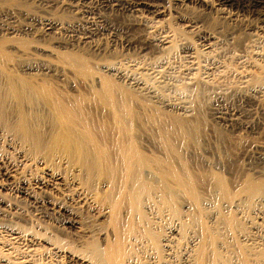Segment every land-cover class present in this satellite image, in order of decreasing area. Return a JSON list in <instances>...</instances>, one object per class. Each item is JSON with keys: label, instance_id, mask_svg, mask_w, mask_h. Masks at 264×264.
<instances>
[{"label": "bare ground", "instance_id": "6f19581e", "mask_svg": "<svg viewBox=\"0 0 264 264\" xmlns=\"http://www.w3.org/2000/svg\"><path fill=\"white\" fill-rule=\"evenodd\" d=\"M164 1L134 0L130 9L157 15ZM172 1L213 5V0ZM214 1L256 14L264 27V0ZM36 23L33 29L0 27V192L57 215L64 231L94 230L97 238L78 251L45 232L0 226V264H264V143L202 136L206 113L200 93L208 80L190 75L202 53L180 49L191 67L181 73L192 90L191 105L185 106L157 93L171 79L167 59L155 66L136 61L144 79L141 72L140 77L112 65L100 69L78 52L40 45L57 24ZM262 32L243 45L249 61L240 73L247 84L264 79ZM21 34L32 38H18ZM225 70L216 72L218 78ZM67 73L74 75L73 84L79 77L85 87H67L70 78H64L67 83L59 78ZM249 155L258 167L239 164ZM34 188L45 196L35 197ZM1 197L2 211L8 206Z\"/></svg>", "mask_w": 264, "mask_h": 264}, {"label": "rangeland", "instance_id": "374dc122", "mask_svg": "<svg viewBox=\"0 0 264 264\" xmlns=\"http://www.w3.org/2000/svg\"><path fill=\"white\" fill-rule=\"evenodd\" d=\"M104 1H106V5L101 2L99 5L98 2L95 3L90 0H87L86 3L78 0H22V3L16 7L14 5L3 4L0 5V27H3L6 22L4 27L8 24L14 28L18 26L16 29H23L22 25L25 24L26 27L27 25L30 27L34 22H37L36 24L39 27L41 22L51 20L54 24L58 25H56L57 29L50 32L49 36L45 37L46 39H39L40 45L42 43L48 45L46 46L48 50H52L55 47V52L63 51L64 53L65 50L69 53L78 52L76 54L85 55L90 63L92 62V64L97 66V68L100 67V69H102V66L112 65V67L130 73L134 71L136 74L139 73L135 74L136 76H140L141 72L142 77H140L143 79L147 78V76L145 77L142 74L145 72L144 70H138L137 64L140 65L144 61L147 65L144 63L143 65L155 66L160 59H167L172 71L171 79L165 80L167 87L162 83L161 87L158 88L159 90L157 89V93L159 92L158 94L162 95V97L176 100L180 104H186L185 106L191 105L192 90L189 85L184 83L181 73L184 70H189L191 67L189 65L190 58L185 57V54L181 53L180 49L183 46L194 47L197 53L200 52L199 55L202 53V56L199 58L201 59L199 62L200 66L198 68H191V71L189 70L191 72L190 75L196 73V75L208 80L207 85L200 93V97L203 98H200L201 102L204 103V114L206 113V122L203 128L205 135L203 134L202 136H211V138H223V136L228 138L232 136L240 137L247 142L264 143V79H254L255 81L252 80V82L250 81L251 83L247 84L243 81H246L248 78L242 77L244 76V72L240 73L243 68L246 69L249 61H247L249 59L246 54L247 52L243 51L245 39L248 42L249 39L257 35H263L262 29L264 27H262L256 14L242 11L234 12L215 3L214 0L212 7L190 3L177 4L172 0L164 1L165 8L163 12L157 15L151 14L149 11L142 13L132 11L130 7L133 5L134 0ZM34 17L35 19H33ZM31 27L33 29V26ZM3 34V31L0 30V35ZM22 36L31 37L21 34L18 38ZM165 38L170 40V43L160 47L161 40ZM243 39L244 42H241ZM205 41L212 44L211 48L207 47ZM59 42L65 43L64 46L66 48H56V43ZM169 47L171 51H167ZM210 54L211 56H209ZM207 56L209 57L208 59ZM51 58L53 59L54 56H50ZM145 59L148 60L145 61ZM260 62L263 63L264 61ZM219 69L226 70L223 76L218 78L217 73ZM69 74L71 73H67L66 77H62V75L59 77L63 81L68 77L70 78L69 80L67 79L69 82L65 81L66 83L68 82L67 87L73 86L72 89H75L77 88L75 84H78V87L81 88L85 87V84L79 81L81 80L79 77H76L77 79H75V83L73 84L74 75L72 76L71 74L70 76L72 77H70ZM60 79V84L65 83L60 81ZM77 80L80 83L76 82ZM116 81L117 83L119 82L118 84H121V82L125 83L123 87H127L126 82L118 81L117 79ZM254 97H256L255 100H253ZM216 115L220 118H217ZM146 135L151 136L150 133ZM6 149L9 148L6 146ZM206 156H209V154ZM249 156L251 158L248 156V158L240 157L242 160L239 159V162L242 161V163L239 164L242 166H246L247 164V166L258 167L257 163L259 161L257 162L255 158L253 159L252 155ZM54 161L55 163L58 162V160ZM73 173L76 174V171ZM34 194L35 197L40 195L39 199H41L42 195L45 196L35 188ZM1 196L5 200V205L8 206L2 209V211L0 210V226L3 228L15 225L17 227H24L29 231L32 230V233H36V231L37 233L39 231V233L45 232L46 237L61 239L64 243L72 245L71 247H76L78 251L79 249H83L82 251H84L85 246H87L85 244H89V241L97 238L94 230L89 232H77L76 230L68 232L62 230L59 228L61 227L59 226L61 219L57 215L53 214L52 216V213L43 208L34 207L31 202L25 201V199L18 197L15 193L2 191L0 192ZM93 223L95 225L97 221Z\"/></svg>", "mask_w": 264, "mask_h": 264}]
</instances>
